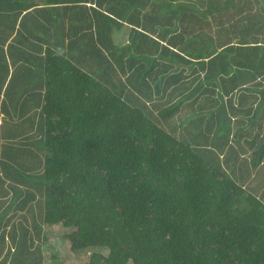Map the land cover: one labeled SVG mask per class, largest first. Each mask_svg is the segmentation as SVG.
Masks as SVG:
<instances>
[{"label":"trees","instance_id":"trees-1","mask_svg":"<svg viewBox=\"0 0 264 264\" xmlns=\"http://www.w3.org/2000/svg\"><path fill=\"white\" fill-rule=\"evenodd\" d=\"M0 114V264H264V0H0Z\"/></svg>","mask_w":264,"mask_h":264},{"label":"rangeland","instance_id":"rangeland-1","mask_svg":"<svg viewBox=\"0 0 264 264\" xmlns=\"http://www.w3.org/2000/svg\"><path fill=\"white\" fill-rule=\"evenodd\" d=\"M2 121H3V116H2V114H0V124H1ZM25 212H26V209H21V210H19L18 214L25 213ZM43 227L46 228V231L44 232V234L48 235V239H50V240L53 239V238L54 239L55 238L60 239V245H63L64 247L68 246L69 241L67 239H64V235L67 232L66 233L62 232V227H60V225H54L53 227H50V226L45 224V225H43ZM60 236H62V238H60ZM50 242L53 243V241H50ZM67 249L68 248L66 247L65 253H63V252L60 253L61 256H64V255L66 256V260L67 261L65 260V262L63 264H71L70 263L71 260L69 258L70 253L67 251ZM75 264H82V263H80L79 261H76Z\"/></svg>","mask_w":264,"mask_h":264}]
</instances>
